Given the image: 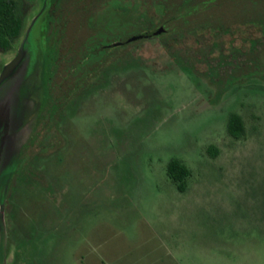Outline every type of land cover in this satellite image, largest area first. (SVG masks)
<instances>
[{"label": "rangeland", "instance_id": "obj_1", "mask_svg": "<svg viewBox=\"0 0 264 264\" xmlns=\"http://www.w3.org/2000/svg\"><path fill=\"white\" fill-rule=\"evenodd\" d=\"M18 1L0 264H264V0Z\"/></svg>", "mask_w": 264, "mask_h": 264}, {"label": "trees", "instance_id": "obj_2", "mask_svg": "<svg viewBox=\"0 0 264 264\" xmlns=\"http://www.w3.org/2000/svg\"><path fill=\"white\" fill-rule=\"evenodd\" d=\"M192 10H194V8H192L191 10L189 9L185 10V8H176L174 10L175 14L172 20L183 18L186 15L190 14L188 13V11L193 12ZM25 25H26V21L24 15L22 14L19 1L0 0V50L2 51L11 50L13 48L15 41L23 34ZM30 28H28L26 31L25 39L28 36V32L30 31ZM104 29H107V27L105 28L104 26ZM168 32L169 29L164 26L163 32L153 37H159ZM143 39H147V38H143ZM117 40L118 39L113 38L108 42V44L110 46H120L129 43L128 40L116 42ZM94 44L97 45L96 43ZM106 47L107 46H105V48ZM90 51H91L90 56L98 53L96 49L94 51L93 50ZM228 132L230 135H232L235 138H240L245 136L246 125L242 115L238 113H233L230 116L228 121ZM167 173L170 176V178L178 184V188L180 191L184 192L187 189L186 181L187 178L191 175V170L182 160L173 158L168 164Z\"/></svg>", "mask_w": 264, "mask_h": 264}, {"label": "water", "instance_id": "obj_3", "mask_svg": "<svg viewBox=\"0 0 264 264\" xmlns=\"http://www.w3.org/2000/svg\"><path fill=\"white\" fill-rule=\"evenodd\" d=\"M163 30H164V27H159L153 31H144V32L135 34L128 38V42L138 41L143 38H152L153 36H157L161 34ZM29 32H28V35H29ZM27 40H28V36L22 42L17 55L10 62L4 65L2 72L0 74V86L16 72V70L19 68V66L24 61L26 54H27L26 49H25Z\"/></svg>", "mask_w": 264, "mask_h": 264}, {"label": "flooded vegetation", "instance_id": "obj_4", "mask_svg": "<svg viewBox=\"0 0 264 264\" xmlns=\"http://www.w3.org/2000/svg\"><path fill=\"white\" fill-rule=\"evenodd\" d=\"M4 112L3 111H0V135L2 133V129H3V126H4Z\"/></svg>", "mask_w": 264, "mask_h": 264}]
</instances>
